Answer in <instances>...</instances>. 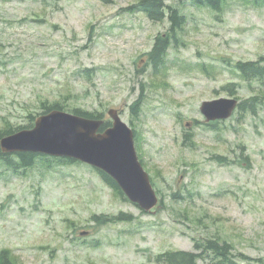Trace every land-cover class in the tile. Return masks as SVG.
<instances>
[{
  "label": "rangeland",
  "instance_id": "374dc122",
  "mask_svg": "<svg viewBox=\"0 0 264 264\" xmlns=\"http://www.w3.org/2000/svg\"><path fill=\"white\" fill-rule=\"evenodd\" d=\"M137 0H0V126L17 127L40 100L103 112L119 110L161 203L151 212L122 199L82 162L40 156L25 172L0 163V250L17 264H157L167 249L193 250V239L219 237L264 258V104L212 129L203 100L256 94L227 61L264 55V7L225 0L221 14L189 0L182 43L156 73L146 66L154 37L168 27ZM92 68L91 77L82 71ZM140 99L138 115L130 105ZM33 123V122H32ZM185 134H188L187 136ZM216 155L227 158L221 162ZM132 215L95 221L93 215Z\"/></svg>",
  "mask_w": 264,
  "mask_h": 264
},
{
  "label": "trees",
  "instance_id": "16d2710c",
  "mask_svg": "<svg viewBox=\"0 0 264 264\" xmlns=\"http://www.w3.org/2000/svg\"><path fill=\"white\" fill-rule=\"evenodd\" d=\"M104 4H109L113 0H99ZM182 3L183 0H178ZM191 3L205 6L215 15L221 14L224 9L225 0H189ZM255 4L264 7V0H253ZM127 10L142 11L150 20L161 21L167 20L168 27L163 33H158L154 37V42L147 52L146 66L151 68L152 72L156 73L165 64V56L167 50L173 44L182 43L179 37L180 31L186 22V14L181 11L178 3H166L165 0H137L134 4L126 8ZM227 61L230 70L235 72L240 77V81H229L222 86V89L227 90L230 94L237 93L241 81L249 91H253L257 85L264 83V55H260L257 59L242 60L237 59ZM92 68H83V72L88 77H91L90 72ZM257 83V85H256ZM264 104V92L259 90L258 93L240 99L237 103L238 112L256 113L258 108ZM39 107L42 112H47L52 109H61L77 115L90 118H102L103 123L100 130H103L111 124L109 119H104L103 112H95L86 110L79 106H73L63 103L60 99L53 101L40 100ZM133 114L138 115L140 109V99L130 105ZM28 123L13 127L6 118H2L3 124L0 126V139L2 136L12 133L20 128H27L33 125L35 115L29 112L26 116ZM218 121L205 123L207 127L215 129ZM186 136L188 134H185ZM40 156L46 157V160L54 159L58 164L78 163V161L71 158L50 157L47 155H40L34 152H15L4 153L0 148V163L9 168L14 173L25 172L26 168L34 165V162ZM215 159L221 162L227 161V158L221 155H216ZM102 180L111 187L122 199L127 200L123 192L108 174L101 170H97ZM162 202L160 198L159 203ZM92 219L99 222L102 220H127L132 221V215L120 212L117 215L96 214ZM153 261L157 264H264V258L252 257L244 252L236 251L233 244L225 239L219 237H206L202 239H193V250L182 249H167L159 252L153 256ZM0 264H17L10 256L8 249L0 250Z\"/></svg>",
  "mask_w": 264,
  "mask_h": 264
},
{
  "label": "water",
  "instance_id": "95a60500",
  "mask_svg": "<svg viewBox=\"0 0 264 264\" xmlns=\"http://www.w3.org/2000/svg\"><path fill=\"white\" fill-rule=\"evenodd\" d=\"M237 103L235 97L203 100L200 111L206 122L225 120ZM107 114L111 125L100 130L102 118L52 109L37 115L31 127L2 136L0 148L4 153L34 152L89 164L113 178L129 201L150 212L159 197L136 152L134 130L118 109L111 107Z\"/></svg>",
  "mask_w": 264,
  "mask_h": 264
}]
</instances>
